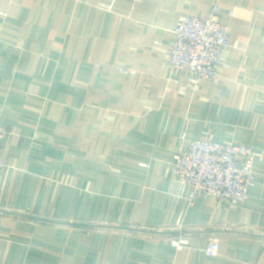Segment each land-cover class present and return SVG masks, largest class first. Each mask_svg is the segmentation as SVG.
Masks as SVG:
<instances>
[{"label":"crops","instance_id":"crops-1","mask_svg":"<svg viewBox=\"0 0 264 264\" xmlns=\"http://www.w3.org/2000/svg\"><path fill=\"white\" fill-rule=\"evenodd\" d=\"M215 1L231 35L221 77L188 87L167 69L174 29ZM0 12V264H264V0H2ZM208 138L256 152L243 203L191 200L175 180L174 155Z\"/></svg>","mask_w":264,"mask_h":264},{"label":"built area","instance_id":"built-area-1","mask_svg":"<svg viewBox=\"0 0 264 264\" xmlns=\"http://www.w3.org/2000/svg\"><path fill=\"white\" fill-rule=\"evenodd\" d=\"M218 3L214 2L211 17L202 19L187 15L174 29L175 39L167 69L186 73L188 87H196L205 79L217 81L221 77L224 53L230 47L231 35L229 26L218 21ZM4 138L5 131L0 129V148ZM256 157L250 145L226 144L209 138L194 140L185 151L174 155L172 171L177 182L190 187L191 200L209 194L239 204L247 199L250 188L260 182L254 169ZM4 166L0 156V170ZM170 244L182 251L189 245V239L180 233L170 239ZM219 250L218 240L211 239L207 254L217 256Z\"/></svg>","mask_w":264,"mask_h":264}]
</instances>
